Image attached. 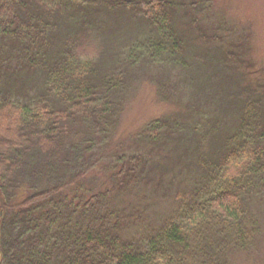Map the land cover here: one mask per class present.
<instances>
[{"label":"trees","instance_id":"1","mask_svg":"<svg viewBox=\"0 0 264 264\" xmlns=\"http://www.w3.org/2000/svg\"><path fill=\"white\" fill-rule=\"evenodd\" d=\"M200 3L0 0V39L10 38L21 66L40 77L25 100L15 96V81L0 77V264H233L235 254L257 245L252 204L264 198V92L244 84L235 69L214 88L217 119L208 122L198 113L200 92L213 88L207 67L214 73L220 58L239 55L235 46L216 54L194 50L201 38L219 39L200 28L194 33L198 21L190 13ZM101 14L137 31L106 49ZM183 18L186 30L177 26ZM139 66L166 76L192 69L193 76L171 86L161 74L151 79L161 99L177 95L181 85L179 91L195 100L189 121L157 117L136 137L147 145L170 136L177 144L190 141L196 171L158 229L128 239L121 236L124 220L115 200L138 187L146 157L110 149L111 186L87 195L82 181L111 146L122 95ZM228 118L233 125L222 128Z\"/></svg>","mask_w":264,"mask_h":264},{"label":"rangeland","instance_id":"2","mask_svg":"<svg viewBox=\"0 0 264 264\" xmlns=\"http://www.w3.org/2000/svg\"><path fill=\"white\" fill-rule=\"evenodd\" d=\"M184 2L187 4L188 0H184ZM197 8V11L190 13L198 21V24L195 23L194 33H197L200 28L206 35L212 33L219 35V39L216 42H209L201 38L195 41L196 48L194 50L203 54L210 50L216 54L222 47L235 46L231 50L239 54L228 57L230 62L224 60L225 57L220 58L222 64L216 68L217 71L214 73V68L211 73H209L210 67L205 70L213 88L210 87L208 90L205 87L200 92L202 101L198 113L206 121L212 122L218 117V114H215L217 111L213 110L218 105L215 104L218 94L214 88L220 85V80L223 83L226 78H229L228 75L233 74L235 69L237 73L242 74L238 77H240L239 80L243 78L244 84L253 85L258 93L264 92V0H201ZM113 15L112 17H115L119 14L116 12L115 16ZM98 18L106 21L102 14L98 15ZM180 20L181 22L177 24L178 28L186 30V19ZM115 22L112 18L108 19V22L106 21L108 24V30L105 29L104 44L106 49L113 42L124 41L125 39L118 40L123 35L124 38H128L126 36L129 35V32L137 31L136 27H119ZM212 56L217 59V55ZM235 57L236 61H234ZM18 60L16 47L11 39H0V77L3 80L8 76L6 80L15 81V96L20 100H25L39 84L40 77L36 71L23 68ZM211 63V60L207 62L209 65ZM155 74L163 75L164 84L170 86L176 79L185 80L189 74L193 76L192 69L184 74L177 70H170L169 75L166 76L163 70L154 66L137 67L130 75L122 95L119 124L112 138L111 146L105 152L100 153L101 160L98 167L91 169L82 181L83 194L96 193L111 186L112 156L114 154L124 156L125 154L138 153L146 157L144 173L141 174L138 187L129 189L115 200V205L121 210L124 220L120 233L122 237L128 239L145 237L154 233L162 221L175 210L183 193L187 192L190 187L196 171L192 166L193 161L195 162L194 153L196 150H193L190 141H187L185 145L181 142L177 144L176 138L173 139L170 136L164 144L158 142L147 145L144 140L136 137L146 122L157 117L189 121L191 118L189 107L196 105L195 100L187 99L188 97L184 96L187 92L179 91L181 85L178 87L177 95L161 99L151 80L152 75ZM190 93L192 92L190 91ZM209 94L213 97H210ZM229 119L222 121L224 122L222 128L226 127L225 123L233 125V122L228 121ZM219 126L221 123L217 124V128ZM218 130L212 129V132L216 133ZM175 135L178 134L175 133ZM118 141L119 143L116 145L115 143ZM110 149L115 151L113 155ZM201 149H206V146H202ZM85 190L88 192L85 193ZM252 211L259 224L257 245L249 252L235 254L233 264H264V198L258 199L252 204Z\"/></svg>","mask_w":264,"mask_h":264}]
</instances>
